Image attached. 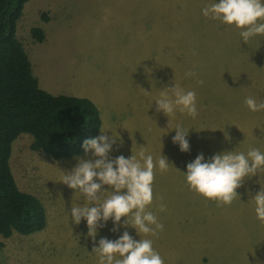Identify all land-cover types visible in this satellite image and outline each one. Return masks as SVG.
I'll return each instance as SVG.
<instances>
[{
    "label": "rangeland",
    "instance_id": "rangeland-1",
    "mask_svg": "<svg viewBox=\"0 0 264 264\" xmlns=\"http://www.w3.org/2000/svg\"><path fill=\"white\" fill-rule=\"evenodd\" d=\"M209 3L30 0L26 4L18 22L19 39L41 88L53 95L92 100L101 113V131H109L106 135L121 126L110 159L119 155L140 159L139 152L144 151L155 161L162 152L173 167L154 168L153 200L146 209L164 225L163 231L139 237L127 227L114 233L109 220L98 227L93 240L87 236L86 222L74 225L68 214L83 199L73 197V190L61 182L63 172L78 159H93L91 153L55 159L32 149L33 136L20 135L10 164L19 188L46 207L48 225L29 236L0 237V264H97L92 249L99 239L115 240L125 230L136 240L152 239L164 264H264V224L256 219L250 198L264 187V170L244 181L230 205L219 207L190 191L184 181L186 165L198 154L208 159L225 150L264 151V111L250 112L244 103L248 96L264 100V36L245 44L239 29L202 16L201 9ZM34 28L45 31L43 43L34 40ZM188 71L196 75L186 78ZM174 82L195 91V119L179 112L168 118L156 112L154 101L160 90ZM177 124L190 129L186 153L172 143ZM161 204L166 206L163 212Z\"/></svg>",
    "mask_w": 264,
    "mask_h": 264
},
{
    "label": "clouds",
    "instance_id": "clouds-1",
    "mask_svg": "<svg viewBox=\"0 0 264 264\" xmlns=\"http://www.w3.org/2000/svg\"><path fill=\"white\" fill-rule=\"evenodd\" d=\"M203 17L221 24L239 29L241 41L247 44L254 37L264 36V0H210L201 9ZM192 71L185 72V77H194ZM202 85V80H197ZM146 92V91H145ZM156 112H162L167 118L177 112L195 119L198 116L196 93L185 90L175 83L172 87L160 90L159 97L154 101ZM250 112L264 111V100L248 96L244 101ZM153 104V103H152ZM169 124V121H168ZM115 126L111 136L101 131L94 138L83 141L85 155L91 153L93 159H78L77 164L68 172H63L62 183L73 190V197L79 196L83 203L71 206L68 211L71 222L79 225L86 222L87 236L95 240L98 227L112 222V232L121 228L131 227L137 235L156 236L164 230V225L157 216L146 210L153 200L154 168L161 171L173 167L167 157L160 153L154 161L153 156L139 152L140 159L131 155L109 158L113 145L120 140ZM172 143L178 145L181 152L190 150L187 139L189 130L177 124ZM227 139V134L225 133ZM141 160L143 163H141ZM264 170V151L258 147H249L244 151H222L206 159L198 154L186 165L183 172L184 181L190 191H194L217 206L230 205L238 196L237 189L246 179L259 175ZM259 183V182H258ZM107 186V189H105ZM256 219L264 224V187L254 196ZM160 205V211H165ZM124 217L123 223L121 218ZM97 264H164V260L153 247L149 238L134 239L127 230L115 240L99 239L93 247Z\"/></svg>",
    "mask_w": 264,
    "mask_h": 264
},
{
    "label": "trees",
    "instance_id": "trees-1",
    "mask_svg": "<svg viewBox=\"0 0 264 264\" xmlns=\"http://www.w3.org/2000/svg\"><path fill=\"white\" fill-rule=\"evenodd\" d=\"M29 1L0 0V237L4 238L14 233L29 236L48 225L46 207L19 188L10 164L20 135L33 136L34 151L71 160L84 154L83 141L99 136L103 126L92 100L53 95L40 87L17 35ZM32 36L39 43L46 40L41 28L32 29Z\"/></svg>",
    "mask_w": 264,
    "mask_h": 264
},
{
    "label": "crops",
    "instance_id": "crops-1",
    "mask_svg": "<svg viewBox=\"0 0 264 264\" xmlns=\"http://www.w3.org/2000/svg\"><path fill=\"white\" fill-rule=\"evenodd\" d=\"M19 29H20V27H19ZM18 32V37L20 38V30H17ZM39 80V79H38ZM39 84H40V80H39ZM41 87V86H40ZM103 121V120H102Z\"/></svg>",
    "mask_w": 264,
    "mask_h": 264
}]
</instances>
